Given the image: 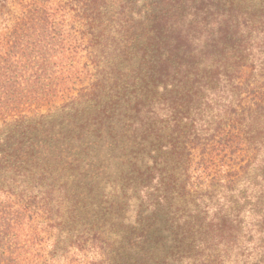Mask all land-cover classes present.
<instances>
[{
    "label": "trees",
    "instance_id": "obj_1",
    "mask_svg": "<svg viewBox=\"0 0 264 264\" xmlns=\"http://www.w3.org/2000/svg\"><path fill=\"white\" fill-rule=\"evenodd\" d=\"M138 2L0 0V264H166L147 247L145 232L123 243L98 222L96 214L105 216L114 197H125L127 182H105L109 192L101 189L96 200L95 182L102 178L88 142L108 117L106 105L96 108L105 69L132 40ZM76 83L81 88L74 95ZM234 85L227 106L216 108L227 116L207 130L212 137L199 155L218 147L251 151L238 168L245 174L264 153V94L251 83ZM141 127L129 122L130 130ZM166 173L154 169L147 183L169 190V179L179 175ZM230 176L219 181L232 185ZM261 183L264 194V176L253 188ZM145 185L143 199L151 197ZM178 187V197L190 195L191 185ZM84 212L93 214L92 222ZM218 218L195 226L192 264H264V217L253 226L258 237L229 214Z\"/></svg>",
    "mask_w": 264,
    "mask_h": 264
},
{
    "label": "rangeland",
    "instance_id": "obj_2",
    "mask_svg": "<svg viewBox=\"0 0 264 264\" xmlns=\"http://www.w3.org/2000/svg\"><path fill=\"white\" fill-rule=\"evenodd\" d=\"M132 12L138 13L132 40L112 56L96 105L100 110L106 105L110 118L88 141L102 178L95 182L96 200L101 189L108 194L105 182L122 178L125 197H114L107 214L96 216L120 240L127 239L123 243L143 231L157 258L192 264L195 226L213 222L216 214L218 222L229 214L249 230L263 222L264 194L258 193L263 184L253 187L264 176V153L245 174L238 168L251 151L218 147L199 154L212 137L207 130L227 116L216 108L230 100L236 82L251 83L264 94V0H139ZM70 88L75 95L81 85ZM132 120L143 127L130 130ZM164 167L163 176L179 175L178 181L169 179V190L146 179ZM229 175L236 180L232 185L219 181ZM181 183L192 186L184 198L176 195ZM143 185L150 198L143 199ZM90 212L83 216L92 222Z\"/></svg>",
    "mask_w": 264,
    "mask_h": 264
}]
</instances>
